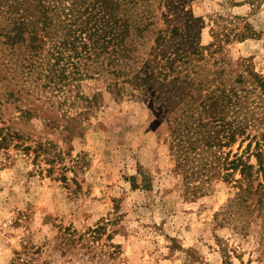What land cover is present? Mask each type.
<instances>
[{"label":"rangeland","instance_id":"rangeland-1","mask_svg":"<svg viewBox=\"0 0 264 264\" xmlns=\"http://www.w3.org/2000/svg\"><path fill=\"white\" fill-rule=\"evenodd\" d=\"M187 7L201 19L203 45L215 23H225L219 16L246 20L255 36L233 39L220 53L234 73L248 63L264 75V0ZM103 86L86 79L79 90L85 99ZM45 95L0 63V264H264V209L241 210L239 223L224 218L236 188L220 179L188 197L164 117L146 100L102 92L79 116L88 104L76 99L69 108L76 117L66 122ZM26 109L31 114L22 115ZM240 139L222 150L242 152ZM138 170L149 188L131 186Z\"/></svg>","mask_w":264,"mask_h":264},{"label":"trees","instance_id":"trees-1","mask_svg":"<svg viewBox=\"0 0 264 264\" xmlns=\"http://www.w3.org/2000/svg\"><path fill=\"white\" fill-rule=\"evenodd\" d=\"M189 1L0 0V63L48 91L49 105L64 120L76 117L69 108L84 99L79 88L86 79L104 86L85 97L88 109L79 116L90 113L102 92L142 97L164 117L173 170L187 196L203 194L216 179L231 183L236 191L220 214L239 223L241 210L264 209V75L248 63L234 73L220 52L256 31L246 20L219 16L225 23H215L212 41L203 45L201 19ZM239 137L246 141L242 152L222 150ZM130 182L151 186L139 170Z\"/></svg>","mask_w":264,"mask_h":264}]
</instances>
